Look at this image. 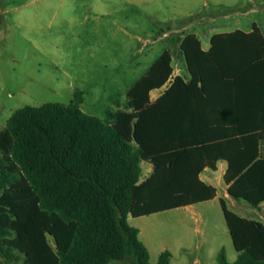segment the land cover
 <instances>
[{"label":"trees","instance_id":"trees-1","mask_svg":"<svg viewBox=\"0 0 264 264\" xmlns=\"http://www.w3.org/2000/svg\"><path fill=\"white\" fill-rule=\"evenodd\" d=\"M211 45L183 34L190 82L177 77L151 101L173 72L166 51L128 92L130 111L105 121L77 102L16 110L0 132V264H152L129 218L214 200L200 176L218 160L229 164L231 199L264 204V35L254 25L215 34ZM203 105L223 121L222 143L214 125L202 136ZM142 162L153 166L143 182ZM220 204L233 264H264V224ZM217 263L230 264L225 249Z\"/></svg>","mask_w":264,"mask_h":264},{"label":"rangeland","instance_id":"rangeland-1","mask_svg":"<svg viewBox=\"0 0 264 264\" xmlns=\"http://www.w3.org/2000/svg\"><path fill=\"white\" fill-rule=\"evenodd\" d=\"M254 25L264 34V0H0V132L26 106L77 102L104 121L129 112L128 92L167 50L178 54L183 34ZM143 164L142 181L151 173ZM214 183L223 196L222 179ZM129 223L152 264L165 251L170 264H218L221 249L237 260L219 199Z\"/></svg>","mask_w":264,"mask_h":264},{"label":"crops","instance_id":"crops-1","mask_svg":"<svg viewBox=\"0 0 264 264\" xmlns=\"http://www.w3.org/2000/svg\"><path fill=\"white\" fill-rule=\"evenodd\" d=\"M237 30H241V29H238V28L237 29H232V30L227 29V30H221V31L213 32V33H209V32H207V33L194 32L193 34H195L199 38V40L201 42L202 49L204 51H209L211 49V47H212V45H211V39H212V37L215 34L230 33V32H234V31H237ZM241 31H243L245 33H250V32H252V29H250V30H241ZM178 48H179L178 54H175V55H172L171 54V57H172L171 67L173 69V72H172V75H171L168 83L163 88H161L159 90H154L153 92H151V94H150L151 101L157 100L164 93V91L171 85V83L174 81V79L177 78V77H181L182 79H184V81L186 83H189L190 82L191 75H190L189 70H188V67H187V63H186V60H185V56L182 54V52L180 50V45H179ZM167 51H169L171 53L170 50H167ZM182 59L186 63V68L185 69L184 68H181V60ZM202 110L204 111V114H205L204 118L202 119V126L203 127H206L205 128V131L206 132H202V136H203V134L205 136H210V135H213L214 136V133L211 132V130H213V128H210V127H212V125H214V126L217 127V129H216V137H217L216 140H217L218 143H219V141H221V143H222L224 141V127H225L223 121H221L219 119L217 120L216 118L212 117V107H209V106L205 107L203 105L201 107V110H200L201 113H202ZM192 121H193L192 123L195 125L196 118L193 117V120ZM197 135H198L197 132H193V134H192L193 138H195V136H197ZM200 136H201V134H200ZM218 154H220V151L218 152ZM143 163H145L147 165H150V167H151V173H150V175H151L152 172H153V166L151 164L147 163V162H142L141 167H143V165H144ZM228 168H229V164H228L227 161H225V160H218L216 162V168L215 169L205 168L203 170L201 176H200V179L204 183H206V184H208V185H210V186H212V187H214V188L217 189V197L214 200H212V202L215 201L216 199H219V200L222 199V200L225 201L226 205L229 202L234 208H237V210L240 213H242L244 215H247L246 217H243V216H241V215L238 214L239 216H241L243 218H246V219H249V220H254V219H250V217L253 214H252L251 211H249L250 209H249L248 206H246V205H240L239 202H241V201H235V200H233V199H231L229 197V195L227 193L228 185L224 181V175L227 173ZM142 170H143V168H142ZM220 178L222 179L223 185H224L222 187V189H223V196H220L219 187L217 188V185L214 183L215 179H220ZM146 179H144V180H146ZM143 181L141 180V182H143ZM199 205L200 204L194 205V206L185 207V209H187V210H193L194 211V210H196L197 206H199ZM256 210H257V213L255 215L261 221H258V220H255V221H258V222L264 224V217L262 215H260V213H262V211L264 210V204L261 205L260 208H258ZM140 234H141V231H140Z\"/></svg>","mask_w":264,"mask_h":264}]
</instances>
